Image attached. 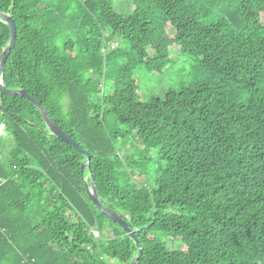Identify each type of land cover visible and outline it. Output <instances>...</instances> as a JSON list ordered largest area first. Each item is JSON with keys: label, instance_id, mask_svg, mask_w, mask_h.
<instances>
[{"label": "trees", "instance_id": "obj_1", "mask_svg": "<svg viewBox=\"0 0 264 264\" xmlns=\"http://www.w3.org/2000/svg\"><path fill=\"white\" fill-rule=\"evenodd\" d=\"M135 1L125 18L113 0H0L17 30L2 86L91 157L81 172L0 93V264H264V0ZM170 31L203 79L141 103L134 73L165 69ZM9 42L0 19V56Z\"/></svg>", "mask_w": 264, "mask_h": 264}, {"label": "rangeland", "instance_id": "obj_2", "mask_svg": "<svg viewBox=\"0 0 264 264\" xmlns=\"http://www.w3.org/2000/svg\"><path fill=\"white\" fill-rule=\"evenodd\" d=\"M135 2V0H113L115 11L125 18L134 10ZM168 40L167 50L169 51L168 59L170 61L161 73H149L144 68H138L134 73L133 85L138 92L141 103L145 104L150 100L160 99L169 91L178 93L183 88L189 87L190 84L203 79V76L198 72L196 61L176 46L177 36H174L171 31ZM119 45L122 52L127 50L124 44ZM107 88L109 89V87ZM128 143H130L131 151L124 153L126 157L129 155L134 159H138L144 155L141 147H135L133 138H130ZM138 167L141 168L139 165ZM152 171V168L143 171L144 174L141 179L144 182H149L153 176ZM138 173L139 170L134 171V178L137 180Z\"/></svg>", "mask_w": 264, "mask_h": 264}, {"label": "water", "instance_id": "obj_3", "mask_svg": "<svg viewBox=\"0 0 264 264\" xmlns=\"http://www.w3.org/2000/svg\"><path fill=\"white\" fill-rule=\"evenodd\" d=\"M0 19L3 20L8 27L10 28V42L8 47L3 51V53L0 56V93L4 94V95H10V96H19L22 98L27 99L28 101H30L33 105H35L40 112L42 113L44 122L46 123V126L48 128V130L50 131V133L55 136L56 138L64 141L65 143H67L68 145H71L73 147H75L82 155H84L86 157V162L82 164L81 166V172L84 170V168L86 166L89 165L90 163V155L88 153H86L85 151L81 150L79 148V146L58 126L56 125L47 115L46 111L41 108V106L35 101L33 100L31 97H29L27 95L26 92L24 91H8L6 90L2 84H1V79H2V72L6 63V60L11 52V50L14 48L15 43H16V35H17V30H16V25L14 23V21L7 15H3L0 14ZM85 190L86 193L89 197V200L93 203V205L100 211L102 212L111 222L117 224L120 228H122L126 234L132 238L136 244V246L139 248V256L141 255V249L137 243V240L134 237V233L131 231V229L128 227V225L126 224V222L121 219L119 216H117L115 213L110 212L106 209H104L102 207V205L99 202L98 199V193L95 189L94 186L91 187V189H89V187L87 186V184L85 183ZM133 264H138L137 261L133 262Z\"/></svg>", "mask_w": 264, "mask_h": 264}, {"label": "built area", "instance_id": "obj_4", "mask_svg": "<svg viewBox=\"0 0 264 264\" xmlns=\"http://www.w3.org/2000/svg\"><path fill=\"white\" fill-rule=\"evenodd\" d=\"M7 127L6 124L3 122H0V149H1V143L2 141L6 138L7 133H6ZM2 154L0 152V160L2 159ZM93 235L95 238H98V234L96 232H93Z\"/></svg>", "mask_w": 264, "mask_h": 264}]
</instances>
